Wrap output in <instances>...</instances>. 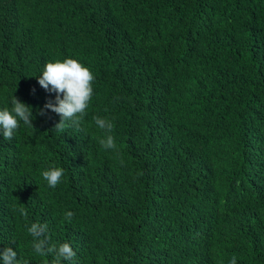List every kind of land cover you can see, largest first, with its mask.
Returning a JSON list of instances; mask_svg holds the SVG:
<instances>
[{"label":"trees","instance_id":"16d2710c","mask_svg":"<svg viewBox=\"0 0 264 264\" xmlns=\"http://www.w3.org/2000/svg\"><path fill=\"white\" fill-rule=\"evenodd\" d=\"M66 58L94 94L60 133L36 77ZM12 95L35 131L0 135V251L51 264L39 222L71 264H264V0H0V110Z\"/></svg>","mask_w":264,"mask_h":264},{"label":"clouds","instance_id":"9594fccd","mask_svg":"<svg viewBox=\"0 0 264 264\" xmlns=\"http://www.w3.org/2000/svg\"><path fill=\"white\" fill-rule=\"evenodd\" d=\"M36 80L45 92L55 93L54 103L52 101L45 103L42 109L36 110V114L44 116L47 114L45 110L57 114L59 123L52 130L60 133L70 126H78L86 116L94 94V74L78 60L66 58L63 61L57 60L44 64L43 70ZM10 105V108L0 110V135L5 141L13 139L21 123L34 130L32 122L35 117L32 114L31 106L20 102L14 95L10 98ZM93 119L95 125L105 134L99 140L100 145L105 150H114L116 144L113 135H111L114 128L111 120L100 117ZM41 175L49 188H55L62 181L64 169L50 167L44 170ZM21 215L27 218V211L23 208ZM73 216L74 213L66 212L65 220L70 222ZM27 233L32 238L33 251L40 256L51 255L53 257L51 264H61L62 261L71 264L74 260L76 254L70 243H62L58 246L51 243L47 223H31L27 227ZM0 264H27V261L18 260L16 251L11 247H4L0 251ZM228 264H236V257L232 256Z\"/></svg>","mask_w":264,"mask_h":264}]
</instances>
